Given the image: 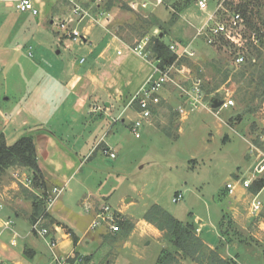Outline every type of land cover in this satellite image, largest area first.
Masks as SVG:
<instances>
[{"label":"rangeland","instance_id":"obj_1","mask_svg":"<svg viewBox=\"0 0 264 264\" xmlns=\"http://www.w3.org/2000/svg\"><path fill=\"white\" fill-rule=\"evenodd\" d=\"M82 1L90 3L92 0ZM109 1L115 7L110 10L111 22L107 30L131 49L149 34L156 35L161 28L166 32L164 42L167 45L190 43L196 55L176 58L172 65L179 67L180 72L172 71L174 83H168L161 90V102L150 123L141 128L140 138L130 132L136 114L128 110L122 115L124 123L108 119L105 123L99 121L102 127L95 129L93 118L84 115L78 119L79 125L71 128L64 123L59 130L55 128L60 133L63 130L59 134L60 141L80 164L66 190L54 203L64 206L65 224L78 237L89 241L87 249L79 245L77 251L89 253V261L93 264H210L209 253L216 249L205 243L203 250L191 259L186 251H178L168 243L163 232L160 231L161 244L144 232L146 212L157 204L184 224L194 223L196 217L200 219L202 222L197 225H202L201 237L217 247L223 264H264V187L259 192L253 190L254 180L252 188L242 186L253 172L257 156L264 154V44H260L264 42V27H260L257 19H251L263 35L260 40L256 37L259 54L245 55V63L234 66L235 41H224L213 48L206 46L200 37L195 38L197 27L207 17L197 9L196 0H102L101 4ZM216 1L209 0L210 11ZM131 4H136V8ZM35 5L40 13L33 17L32 27H37L43 36L41 45L58 42V36H64L56 31L53 22L68 13L69 2L36 0ZM89 23H81L79 30L83 32V27ZM95 26L93 36L99 31V26ZM248 27L251 28L247 26L243 30L240 42L245 41L243 35L249 36ZM63 44L67 46L63 54L69 61L85 58L89 52V46L82 41L67 38ZM121 50L125 55L131 53L124 47ZM36 56L37 51L31 44L22 47L16 55L11 54L6 61L5 71L15 78L1 82L2 87L4 82L5 94L10 97L9 101L0 100L5 106H15L16 100L10 94H19L21 85H25V76L33 70V64L38 63ZM149 64L152 70L153 64ZM39 65L46 66L42 62ZM196 81H200L203 101L191 111L177 85L190 89ZM165 96L173 99L172 104L167 103ZM222 99H231L234 105L214 109L213 100ZM179 107L187 114H181ZM44 122L48 124L47 120ZM20 126L14 128L10 124L3 128L8 145L14 144L20 133L29 130L27 125ZM28 126L33 127L32 120ZM90 131H94L91 142L83 144ZM69 133L77 141L71 139L73 136ZM103 134L115 158L102 153L106 146L101 144L95 148ZM30 176L23 168L9 169L0 180V195L10 196L15 190L25 192V179ZM260 178L264 181V176L257 180ZM227 184L235 185L233 194L226 190ZM13 186L15 188L11 189ZM45 187L44 198L43 191L37 190L41 196L36 199L38 216L45 215L44 199L52 189L46 184ZM177 193H181L182 198L174 203L172 198ZM254 199L261 203L258 213L251 210ZM101 205L122 213L125 226L119 233L110 234L104 227L95 231L88 229L93 213L86 212L85 207ZM22 225L28 234L23 241L36 253L34 258L28 259L29 263L56 264L44 241L31 232V224ZM193 234L197 235L195 231ZM68 244L73 247V240Z\"/></svg>","mask_w":264,"mask_h":264},{"label":"crops","instance_id":"obj_2","mask_svg":"<svg viewBox=\"0 0 264 264\" xmlns=\"http://www.w3.org/2000/svg\"><path fill=\"white\" fill-rule=\"evenodd\" d=\"M11 1L0 0V100H10L3 87L4 82L15 78L14 75L5 71L6 61H9L11 54L16 55L22 47L33 44L37 51L35 62L38 63L33 62L35 63L33 70L25 76L30 86L24 80L25 85H21L19 94H10L16 100L15 106L7 107L0 102V136H4L2 130L10 124H13L14 128L27 125L29 130L20 133L18 140L23 136L32 137L37 164L43 179L50 188L60 189V196L66 190L70 178L76 173L80 164L75 162L73 154L69 153L60 141L59 134H62L63 130L60 133L55 128L59 130L64 123L71 128L73 125H79L78 119L84 115H86L85 118H93L92 127L95 129L102 127L100 122L105 123L108 119L113 123L118 121L124 123L125 118L122 115L127 110L132 114L135 113L137 118L136 107L130 104V101L152 70L146 59L137 56L123 40L112 34L109 29L107 30V27L99 26L98 34L93 36L92 29L97 26L90 23L83 27L82 33L85 39L79 40L89 46L87 56L79 58L78 61H69L68 56L63 54L67 47L63 42L67 40V37L58 36V42L52 41L45 46L41 45L43 36L40 35L37 27H32L33 17L36 16L16 12L10 6ZM122 47L130 50L131 53L125 55L121 50ZM29 55L31 56L30 53ZM41 62L46 66L40 67ZM15 68L14 65L13 69ZM2 81H4L3 87ZM164 98L167 103L172 104L173 99L166 96ZM38 111L40 112L35 113ZM29 120H32L33 127L28 126ZM44 120H47L48 124ZM93 133L94 131H90L82 143L91 142ZM70 135L72 133H69ZM72 136L71 139L77 141L74 135ZM105 139L106 136L101 135L95 148L97 149L101 144L110 148ZM26 173L32 174L25 169ZM26 179H31V176ZM14 186L16 187L17 184L14 183ZM14 186L11 189H14ZM25 187L27 188L25 192L15 190L10 196L0 195L2 206L0 209V263L2 264H30L28 259L36 256L35 251L23 241L28 234L23 231L22 224H31L34 221L33 198H41V196L37 190L27 187L26 184ZM92 205L95 204L92 203ZM63 212L64 206L61 203L53 204L46 212L58 240L60 248L58 252L61 255L75 257L77 254L88 257L89 253L81 254L76 247L83 245L87 249L89 241L78 237L72 228L65 224L66 215ZM197 222L200 224L202 221L196 217L194 223H190L197 233L196 236L208 247L217 251V247H213L201 237L202 225L198 226ZM140 223L142 221L138 224ZM144 223L147 224L143 227L144 232L160 243V231L146 221ZM70 239L73 240V247L67 245Z\"/></svg>","mask_w":264,"mask_h":264},{"label":"built area","instance_id":"obj_3","mask_svg":"<svg viewBox=\"0 0 264 264\" xmlns=\"http://www.w3.org/2000/svg\"><path fill=\"white\" fill-rule=\"evenodd\" d=\"M36 0H12L10 6L20 13H30L33 16L39 15L40 11L35 5ZM69 2V11L60 20L54 21L56 31L64 37H67L74 41L84 40V34L79 30L81 23L90 22L93 25L101 27H107V24L111 22L110 11H106L100 8L102 0H92L84 2L82 0H67ZM197 9L207 15L206 19L197 27L195 38L200 37L206 46L217 47L221 42L231 40L235 41V54L232 56V64L234 66L241 65L245 62V52L242 50L243 42H240L241 35L246 26V19L244 14L237 8L241 5L247 4L250 8L257 10L260 4L264 5V0H217L213 5V9L210 11L209 0H196ZM136 4H131L132 8H136ZM145 7V5H142ZM250 40L253 44L257 43V35L255 32L250 33ZM148 44V38L143 39L132 49L137 55L148 61L149 52L146 51ZM169 50L174 53L177 58H192L196 55V52L190 49V43L188 44H168ZM231 54V52H230ZM149 62V61H148ZM151 63V62H150ZM158 61L153 62L152 73L143 83V85L137 90L132 97L130 104L136 107L137 118L131 121L130 132L135 138H140V130L144 124L150 123L153 113L156 107L161 102V90L168 83H174L172 79V71L180 72L179 67L174 65L159 67ZM177 85V84H176ZM181 91V97L185 99L186 105H190L191 111L197 109L202 104V91L200 88V81L193 83L190 89L184 86L177 85ZM222 104L216 108H226L234 105L231 99H222ZM178 111L181 114H187L184 108L179 107ZM102 153L109 158H115V153L110 148H103ZM260 176H264V154L257 156V162L252 173L249 174V179L242 182V186L245 189L250 188L252 181L257 180ZM25 184L30 187L32 184L31 179H25ZM236 187L235 185L227 184L226 190L229 194H233ZM61 193V190L53 187L48 192L45 198V214L52 207L55 200ZM182 198L181 193H177L172 202L176 203ZM0 204V209H1ZM261 209V203L254 199L251 203V210L253 212H259ZM86 212H92L93 218L89 223L88 229L95 231L100 227H104L110 234H117L121 231V223L125 221L122 213L112 210L108 205H101L98 207L90 208L85 207ZM52 226H47L45 222V216L41 215L31 223V232L37 237L41 238L48 251L51 254L52 261L56 264H93L91 261L86 260L85 256L78 255H61L58 252V240L54 234ZM264 232V227H263ZM2 264V263H0Z\"/></svg>","mask_w":264,"mask_h":264},{"label":"trees","instance_id":"obj_4","mask_svg":"<svg viewBox=\"0 0 264 264\" xmlns=\"http://www.w3.org/2000/svg\"><path fill=\"white\" fill-rule=\"evenodd\" d=\"M114 7L115 5L112 3V1L100 5V8H103L106 11H110ZM263 8V4H260V6L257 7V10L250 8V6L247 4L241 5L237 8L244 14V17L246 19V26L251 27L250 29L253 30L251 32H256L259 40L263 37V35L259 34V26L256 27L255 24L251 22V19H257L260 23V27H264V15L262 14ZM250 29L248 30L249 34L251 33ZM165 36L166 32L161 28H158V33L156 35L149 34L147 36L148 44L146 47V51L149 52L148 61L151 63L158 61V66L161 68L172 65L177 58V56L169 50V46L164 42ZM243 37H246L242 47V50L244 49L243 51L245 52V55L250 56L252 54H259L258 46H255V44L251 42L250 36L243 35ZM261 43L264 44V42L260 41V44ZM179 59L187 58L182 57ZM17 167L25 168L31 171L32 189L43 191L42 197L44 198L46 183L37 164L35 146L32 137L23 136L14 144L8 145L4 137L0 136V180L9 169ZM250 187L252 188V186ZM263 187L264 181L260 178L259 180L254 181L252 189L256 190V192H259ZM36 199H38V197L33 198V220L39 217L38 203ZM44 216L45 220L48 219L47 213ZM144 219L146 222L154 225L159 231L163 232L168 243L174 246L176 250L186 251V254L190 256L191 259H193L194 255L198 253V251L203 250L205 246L201 239L193 234L194 227L192 224L182 223L157 204L151 206V208L146 212ZM51 224L52 223L48 221L46 225L49 226ZM123 226H125V222L121 223V228ZM77 256L78 255L76 254L75 257ZM88 259L89 258L87 257L86 260ZM209 259L210 264L224 263L223 260L219 258V255L215 250L210 251ZM161 262L162 260H159V263Z\"/></svg>","mask_w":264,"mask_h":264},{"label":"water","instance_id":"obj_5","mask_svg":"<svg viewBox=\"0 0 264 264\" xmlns=\"http://www.w3.org/2000/svg\"><path fill=\"white\" fill-rule=\"evenodd\" d=\"M222 104V101H219V100H213L212 102V107L214 109L218 108L220 105Z\"/></svg>","mask_w":264,"mask_h":264}]
</instances>
